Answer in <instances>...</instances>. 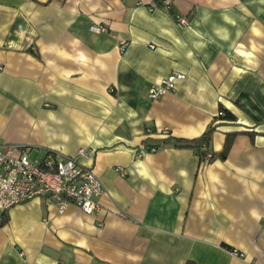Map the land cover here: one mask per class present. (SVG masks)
Wrapping results in <instances>:
<instances>
[{
  "label": "crops",
  "instance_id": "obj_1",
  "mask_svg": "<svg viewBox=\"0 0 264 264\" xmlns=\"http://www.w3.org/2000/svg\"><path fill=\"white\" fill-rule=\"evenodd\" d=\"M153 3L0 0V143L85 147L103 185L93 213L9 208L0 264H264V0ZM209 126L224 159L176 144Z\"/></svg>",
  "mask_w": 264,
  "mask_h": 264
},
{
  "label": "built area",
  "instance_id": "obj_2",
  "mask_svg": "<svg viewBox=\"0 0 264 264\" xmlns=\"http://www.w3.org/2000/svg\"><path fill=\"white\" fill-rule=\"evenodd\" d=\"M174 1L154 0L152 7L161 5L169 9ZM177 22L185 25L187 19L178 16ZM91 29L105 31L106 27L92 24ZM182 78L184 73L173 71L153 81L147 89L148 97L155 99L173 90L176 81ZM167 130L164 128L161 132L167 133ZM150 150L155 151L156 147H150ZM29 152L28 146L0 143V225L5 222L9 208L34 198H42L46 204L53 205L59 214L65 211L68 203L75 204L85 213L98 209L103 185L93 168L82 161L90 156L89 149L81 147L73 155L47 150L42 157L33 159Z\"/></svg>",
  "mask_w": 264,
  "mask_h": 264
},
{
  "label": "trees",
  "instance_id": "obj_3",
  "mask_svg": "<svg viewBox=\"0 0 264 264\" xmlns=\"http://www.w3.org/2000/svg\"><path fill=\"white\" fill-rule=\"evenodd\" d=\"M223 115L220 118H225L229 120H234V115L222 108ZM214 130L213 126H209L200 136L192 139H176L175 142L178 146L191 147L198 154L202 161H211L212 159L218 157L224 159L228 153V150L232 144L233 138L236 132L227 133L224 140L223 149L216 153L211 151L208 147L212 132Z\"/></svg>",
  "mask_w": 264,
  "mask_h": 264
},
{
  "label": "rangeland",
  "instance_id": "obj_4",
  "mask_svg": "<svg viewBox=\"0 0 264 264\" xmlns=\"http://www.w3.org/2000/svg\"><path fill=\"white\" fill-rule=\"evenodd\" d=\"M104 26V25H103ZM107 29V28H106ZM219 112H222V114H219ZM223 115V111L220 109L219 111H218V113H217V116L218 117H221ZM18 145V144H17ZM22 146V145H21ZM59 151V150H58ZM61 152V151H60ZM62 153V152H61ZM63 154V153H62ZM35 155H36V153L35 152H30L29 153V157L31 158V159H33V158H35ZM63 155H66V154H63Z\"/></svg>",
  "mask_w": 264,
  "mask_h": 264
}]
</instances>
